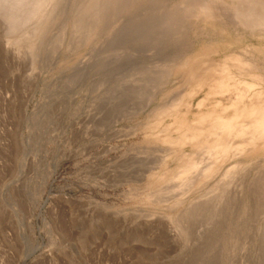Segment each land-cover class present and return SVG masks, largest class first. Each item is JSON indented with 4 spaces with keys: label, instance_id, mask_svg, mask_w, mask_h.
<instances>
[{
    "label": "rangeland",
    "instance_id": "obj_1",
    "mask_svg": "<svg viewBox=\"0 0 264 264\" xmlns=\"http://www.w3.org/2000/svg\"><path fill=\"white\" fill-rule=\"evenodd\" d=\"M19 1L0 0V264H264V146L184 145L264 91V27L238 0ZM233 55L253 68L221 90L179 66Z\"/></svg>",
    "mask_w": 264,
    "mask_h": 264
},
{
    "label": "bare ground",
    "instance_id": "obj_2",
    "mask_svg": "<svg viewBox=\"0 0 264 264\" xmlns=\"http://www.w3.org/2000/svg\"><path fill=\"white\" fill-rule=\"evenodd\" d=\"M9 1V0H8ZM21 1V2H20ZM19 3L20 5L22 4V6L25 7V3L29 2V1H23L20 0ZM32 1V0H31ZM30 1V2H31ZM36 1V0H34ZM33 1V2H34ZM120 1V0H119ZM158 2V0H155ZM162 1V0H161ZM165 1V0H164ZM24 2V3H23ZM238 2L241 4L242 7H239V9H237V15L240 19V22L243 23L244 25L250 27V28H263L264 27V0H238ZM155 3V2H154ZM160 3V0L159 2ZM32 4V3H31ZM117 4V3H116ZM115 4V5H116ZM121 4V2H120ZM239 4V5H240ZM174 5V4H173ZM178 5H180L178 3ZM191 5V4H189ZM204 5V4H202ZM231 5V4H230ZM238 5V6H239ZM113 6V4H112ZM119 6V4H118ZM117 6V7H118ZM192 7H194L193 5H191ZM232 6V5H231ZM22 7V8H24ZM154 7V6H153ZM171 7V6H170ZM186 7V6H184ZM191 7V8H192ZM197 7V6H196ZM206 7V6H205ZM21 8L22 12L23 9ZM28 8V7H27ZM35 9L36 7H32V9ZM177 6L171 7V9L176 10V12L180 9H182L181 5L178 7V9H176ZM187 8V7H186ZM190 8V7H189ZM190 8V9H191ZM198 8V7H197ZM195 8L196 10H202L201 13L205 14L206 10H204L202 8V6H200L198 9ZM241 8V9H240ZM20 9V8H19ZM26 9V8H24ZM29 9V8H28ZM31 9V8H30ZM31 9V10H32ZM33 9V10H34ZM119 9V8H118ZM156 9V8H155ZM158 9V8H157ZM188 9V8H187ZM20 10V11H21ZM165 10V8H164ZM186 9H183V11ZM194 10V9H193ZM191 10V12L193 11ZM239 10V11H238ZM28 11V10H27ZM25 11L23 13L26 14ZM36 11V10H35ZM159 11V10H158ZM166 11V10H165ZM163 11V12H165ZM241 11V12H240ZM21 12V13H22ZM31 12V11H30ZM30 12H28L27 14L30 15ZM34 12V11H33ZM162 12V10H161ZM168 13L165 14H169V11H166ZM172 12V10L170 11ZM197 12V11H195ZM240 12V13H238ZM20 13V12H19ZM174 13V12H173ZM32 12L30 17L32 16ZM35 14V13H34ZM89 14V13H88ZM176 14V13H175ZM175 14H174V18H175ZM179 14V13H178ZM200 14V13H198ZM22 15V16H23ZM29 15H26L24 18L27 19L29 18ZM166 15V16H167ZM173 14L171 13L170 15H168V17L172 16ZM188 15V14H186ZM194 15V14H193ZM192 15V16H193ZM28 16V17H27ZM179 16V15H178ZM177 16V17H178ZM21 17V14H20ZM161 17V16H160ZM162 18V17H161ZM173 18V16H172ZM171 18V19H172ZM180 18V16H179ZM182 18V17H181ZM184 18V17H183ZM189 18H191V16H189ZM157 19V18H156ZM210 19V18H209ZM28 20V19H27ZM183 20V19H182ZM207 20V19H206ZM26 21V20H25ZM225 21V20H224ZM170 22H172L170 20ZM182 22V21H181ZM185 22V20H184ZM22 23V22H20ZM24 23V21H23ZM174 23V21L172 22ZM176 24V23H175ZM179 24V23H178ZM226 24V23H225ZM164 25L165 28L166 24H161ZM160 25V27H162ZM163 26V27H164ZM174 26V25H173ZM180 26V25H179ZM182 27V26H181ZM189 27V26H188ZM187 26L184 28H188ZM192 27V26H191ZM173 28V27H172ZM183 28V27H182ZM174 29V28H173ZM179 29V28H178ZM181 30V28H180ZM184 30V29H183ZM182 30V31H183ZM186 30V29H185ZM171 31V30H170ZM173 31V30H172ZM171 31V32H172ZM170 32V33H171ZM176 32V30L174 31ZM178 32V31H177ZM186 32V31H185ZM169 36L174 35L171 34ZM183 33V35L185 34L184 32H180ZM166 35V34H165ZM181 35V34H180ZM182 36V35H181ZM176 37V36H175ZM177 38V37H176ZM186 38V36H185ZM157 41V40H156ZM176 41H174V45L177 44L175 43ZM171 43V42H170ZM169 45V46H173ZM181 44V43H179ZM190 44V43H189ZM241 45V44H240ZM160 47V46H159ZM178 47V45H177ZM177 47H172L174 48L173 50H176L175 48ZM181 47V45H180ZM222 47V46H221ZM248 47V46H247ZM250 47V46H249ZM202 48V47H201ZM204 48V47H203ZM226 48V47H225ZM228 48V47H227ZM244 48V47H242ZM169 49V48H168ZM200 49V48H199ZM234 49V48H233ZM162 50V49H161ZM172 50V51H173ZM186 50V49H185ZM237 50V49H236ZM236 50H232V51H236ZM95 51V50H94ZM258 51V50H257ZM161 52V51H160ZM184 52V51H183ZM205 52V51H204ZM208 52V51H207ZM238 52V51H237ZM241 52V50H240ZM256 52V51H255ZM201 53V52H200ZM203 53V52H202ZM232 53V52H231ZM242 53V52H241ZM176 54V53H175ZM233 54V53H232ZM244 54V52L242 53ZM236 55V54H235ZM235 55H233L232 57H228L226 59H224L223 61L219 62V63H209V64H205L204 67L202 68V70H189L191 67H189V63L187 61H183L182 63L179 64L181 69H188V74L189 77L192 78L193 81L199 79L203 80V78L205 77L204 75L210 74V75H217L219 74L220 76L223 77L222 83L219 84L220 86V90L222 88H226L228 86V80L229 78H233L234 80L236 79L235 76H232L230 71L232 68H236L238 72L240 73H249V70L252 69L250 67V65L248 63H245L241 60H238L237 57H235ZM174 56V54H173ZM196 56V55H194ZM175 57V56H174ZM179 57V56H177ZM187 57V56H186ZM239 58V57H238ZM262 58V57H261ZM197 59V58H196ZM203 59V58H202ZM259 59V58H258ZM209 60V59H208ZM180 62V61H179ZM178 62V63H179ZM257 63V62H256ZM198 67V66H197ZM255 67V66H254ZM194 68V67H192ZM168 69V68H167ZM172 69V68H171ZM255 70V69H254ZM257 70V69H256ZM261 71V70H260ZM167 72V71H166ZM259 72V71H258ZM261 73V72H260ZM184 74V73H183ZM182 74V75H183ZM180 75V74H179ZM185 76V75H184ZM232 76V77H231ZM168 77V76H167ZM176 77V76H175ZM255 78L257 81H260L262 79H260L259 76L255 75ZM174 79V77H173ZM264 80V79H263ZM169 82V80H167ZM237 81V80H235ZM173 82V81H172ZM182 83V82H181ZM178 84V83H177ZM176 85V84H175ZM186 85V84H185ZM243 88L246 90L247 93L251 92L254 89V86H251L248 83H243ZM177 88V87H176ZM198 92V89L194 90L192 92L195 93ZM177 94V92H175ZM255 93V91H254ZM175 94V95H176ZM162 95V94H161ZM247 96H242L239 97L238 100H241L246 98ZM174 98V97H173ZM162 100V99H161ZM174 102V101H173ZM164 103V102H163ZM204 103V101H201L198 103L197 107L201 108L202 104ZM159 106V105H157ZM164 106V105H163ZM177 106L173 105L174 108H176L177 110ZM160 107V106H159ZM189 108L190 106L188 105L187 107V111L186 114H188L189 112ZM171 110V107H169L168 109L164 110L162 114H168ZM179 113V112H178ZM189 134L186 135L184 138V145L187 144V146H190L191 148L195 149V150H200L203 153H205L206 156H209L211 158V160L213 158H215L216 156H218L220 153H226L229 149H233L234 152H236V154H242L243 152H245L246 150H250V149H254L256 148L258 145H262L264 146V91L263 92H256L255 94L252 95V97L249 99V103L241 108L238 105L234 108V114L231 118H227V119H223V118H219V117H200L197 122H195L192 126H191V130H189ZM244 154V153H243ZM188 155L183 154L181 157L182 159H186ZM201 156V154H200ZM235 156V155H234ZM193 160V159H191ZM187 161V160H186ZM185 161V162H186ZM186 166L184 168V176L186 174V176H190V175H195V177H197L200 173H203L206 166L204 165L203 167L199 168V166H197L196 162L193 161H189L187 163H185ZM203 165V164H202ZM182 173V172H181ZM227 175V174H226ZM185 176V177H186ZM184 177V178H185ZM178 178L180 179L179 175ZM182 178V177H181ZM263 179V178H262ZM183 183V182H182ZM181 183V184H182ZM185 183V182H184ZM180 184V185H181ZM179 185H177L178 187ZM181 186H185V185H181ZM168 187V186H167ZM176 187V188H177ZM174 188V189H176ZM173 189V188H172ZM169 190V189H168ZM182 190V189H181Z\"/></svg>",
    "mask_w": 264,
    "mask_h": 264
}]
</instances>
